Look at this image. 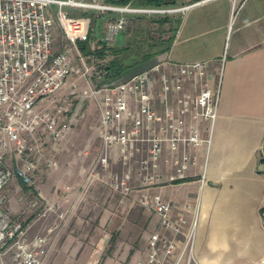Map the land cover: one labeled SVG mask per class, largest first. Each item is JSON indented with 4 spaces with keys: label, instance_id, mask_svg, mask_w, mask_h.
Instances as JSON below:
<instances>
[{
    "label": "crops",
    "instance_id": "1",
    "mask_svg": "<svg viewBox=\"0 0 264 264\" xmlns=\"http://www.w3.org/2000/svg\"><path fill=\"white\" fill-rule=\"evenodd\" d=\"M176 6L185 9L180 10L181 23L173 35L174 41L151 67L160 65L161 72H170L177 64L207 62L214 87L220 67H225V71L211 144L198 149L189 147L196 163L190 164L184 180L170 179L177 171L184 147L175 152L167 141L162 143L160 181L151 188L173 204L172 219L180 230H160L174 241L175 248L170 256L159 249L157 260L162 264H264V163L261 162L264 155V0H177ZM130 74L113 82L135 75ZM197 90V80L185 83L178 96L172 84L166 89L160 82L156 84L155 101L161 111L168 106L178 108L171 125L180 115L187 124L192 122L191 115L180 103L188 91ZM96 105L99 108L97 100ZM132 108L137 109L133 98ZM200 124L204 135L208 122L200 121ZM159 125L155 123L156 127ZM71 133L69 139L74 136ZM151 134L147 129L144 132L145 136ZM183 134H188V130ZM102 142L103 155L96 162V172L108 166L122 168L121 172L109 171L108 177L113 180L112 177L122 178L133 168L129 183L142 184V175L137 170L142 159H150V142L131 145L129 164L117 161ZM41 148L44 149L43 145ZM82 159L84 155L80 165ZM86 170L83 164L80 174ZM11 183L16 186L11 188V202L7 207L11 212H18L21 204L16 202L15 195L22 186L17 179ZM4 205H7L6 196L0 194V207ZM192 231L195 236L191 247L188 236ZM149 250L148 241L145 256L136 258L132 264H148ZM12 262L16 264L13 252L11 257H0V264Z\"/></svg>",
    "mask_w": 264,
    "mask_h": 264
},
{
    "label": "built area",
    "instance_id": "2",
    "mask_svg": "<svg viewBox=\"0 0 264 264\" xmlns=\"http://www.w3.org/2000/svg\"><path fill=\"white\" fill-rule=\"evenodd\" d=\"M117 1L0 0V192L15 178L32 185L44 139L52 138L54 143H58L72 129V125L84 116L83 100L80 109L69 114L62 104L49 102L63 88L67 78L79 71L70 48L53 53L54 18L50 7L72 6L123 13L137 10L128 5H116ZM184 9L177 8L174 11ZM142 11L157 9L137 10ZM126 22L125 14L112 20L108 24L109 38H115ZM82 60L84 62V58ZM82 68L81 73L85 76L93 70L92 67ZM208 69L207 62L202 61L177 64L170 72H161L160 65H154L131 78L104 84L92 92L101 111L100 136L110 148L111 156L129 164L131 145L135 142H150V159H142L137 170L142 175V184L150 189L160 181L158 171L163 142L167 141L175 152H180L181 146L184 147L177 171L170 177L172 181L184 180L190 164L196 163V157L190 153L189 147L198 149L211 144L214 123L219 113L225 67H220L215 87L210 81ZM193 80L198 81L199 90L194 93L188 91L180 103L183 110L191 115L192 122L187 124L180 115L171 125L178 108L168 106L161 111L155 101L156 84L160 82L163 89L172 84L178 96L185 83ZM132 98L136 100V110L132 108ZM200 121L208 122L204 135ZM156 122L160 123L158 127L155 126ZM146 129L152 134L145 136ZM185 129L188 130L186 135L183 134ZM13 144L19 155L31 151L34 157L15 167L7 166L4 159ZM134 171L131 168L122 178L112 177L116 189L123 186L130 190L128 183ZM141 199L144 205L156 210L163 231L180 230L179 224L172 219L171 202L150 190ZM180 220L185 221L183 217ZM194 236L193 231L188 236L191 247ZM173 242L165 232L153 233L149 238L147 263L162 264L157 260L158 251L162 249L166 255H172L175 248ZM7 249L13 250L16 264H43L48 253V237L39 234L29 238L24 224L12 219L7 210L0 207V255Z\"/></svg>",
    "mask_w": 264,
    "mask_h": 264
},
{
    "label": "rangeland",
    "instance_id": "3",
    "mask_svg": "<svg viewBox=\"0 0 264 264\" xmlns=\"http://www.w3.org/2000/svg\"><path fill=\"white\" fill-rule=\"evenodd\" d=\"M119 1L115 4L128 5L137 10L149 9L138 0H128L126 3ZM177 7H150L157 11L136 10L125 13L72 6L50 7L54 18L53 53L70 48L79 71L67 78L63 88L51 97L49 102L62 104L69 114L79 110L83 100L86 103L82 109L83 114L87 115L80 117L58 143H54L51 138L44 139V149L38 154L39 166L34 173V192L24 191L22 188L18 195H15L16 202L21 204L18 212H11L7 207L11 202V188L16 186L11 182L17 178L0 192L1 196H6L7 205H4V208L12 219L20 220L24 224L33 217L30 223L24 226L29 238L38 234L48 237V253L43 264H132L136 258L145 256L150 235L161 230L160 216L153 207L144 205L141 199L144 190L153 193L152 188L130 182V190L124 189L123 186L116 189L108 176L111 170L121 172L120 167L98 168L99 173L96 172V162L103 155V140L97 129L100 106L97 107V98L92 92L103 84L104 78L100 73H104L103 66L110 57L102 59L86 56L81 52L76 40L83 31H87L85 22H90L91 18L94 33L92 48L103 45L102 41L116 48L128 47L127 54L132 59L151 51L150 44L166 41L174 35L177 19L181 15L179 10L174 11ZM122 14L126 15L127 22L115 38L111 39L108 24ZM167 15L173 17V20L162 22L161 19ZM84 16H87V19H82L85 21V27L78 22V19ZM158 58L156 56L142 65L133 67L130 75L151 67ZM82 67H92L93 70L85 76L81 73ZM95 69H99L100 73H96ZM69 133H74L71 139ZM15 146L12 145L4 159L7 166L15 167L34 157L31 151L19 155ZM83 155L85 159H82L80 165ZM70 163L74 164L72 168ZM83 164L88 172L91 171L88 173L86 170L81 175ZM34 202L37 203L33 204ZM12 252L13 250L7 249L0 257H11Z\"/></svg>",
    "mask_w": 264,
    "mask_h": 264
},
{
    "label": "trees",
    "instance_id": "4",
    "mask_svg": "<svg viewBox=\"0 0 264 264\" xmlns=\"http://www.w3.org/2000/svg\"><path fill=\"white\" fill-rule=\"evenodd\" d=\"M128 0H120L119 2H124L126 3ZM138 2L141 5H144L146 7H154V8H167L169 6H175L177 3V0H138ZM71 17V16H69ZM84 17H80L78 19V22L84 26V22L82 19H87ZM90 19V22H85V26H88V29L86 32H82V35H79V37L76 40L77 45L79 46L81 52H83L84 55L86 56H96L99 58H108L110 59L107 61V63L103 66V70L101 74L99 69H95L96 73H100V75H103V81L102 85L111 83L113 81H117L121 78H124L125 75L130 73V70L137 66V65H142L152 58L160 55L163 52H166L170 49L173 41H174V36H172L170 39L166 41H159L156 43L150 44L151 51H147L142 53L141 55L132 58L129 57L127 54L129 51V48H116L110 45H107L106 42L102 41L103 45L99 47L92 48V39H93V25H92V19ZM162 22H168L172 21L173 17L167 15L163 19H161ZM181 23V18L177 19V27ZM84 26V27H85ZM101 85V86H102ZM262 163H264V157L261 160ZM16 179V178H15ZM19 179V178H17ZM22 188L24 191H32L34 192V189L32 188V185L26 184L24 181L19 179ZM33 217H30L25 223L24 226H26L30 221L32 220Z\"/></svg>",
    "mask_w": 264,
    "mask_h": 264
},
{
    "label": "bare ground",
    "instance_id": "5",
    "mask_svg": "<svg viewBox=\"0 0 264 264\" xmlns=\"http://www.w3.org/2000/svg\"><path fill=\"white\" fill-rule=\"evenodd\" d=\"M262 157H264V155Z\"/></svg>",
    "mask_w": 264,
    "mask_h": 264
}]
</instances>
